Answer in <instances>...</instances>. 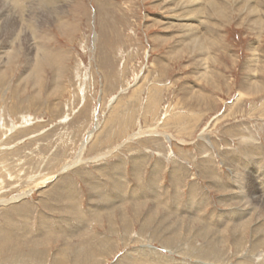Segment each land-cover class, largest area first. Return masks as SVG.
<instances>
[{"label":"rangeland","instance_id":"1","mask_svg":"<svg viewBox=\"0 0 264 264\" xmlns=\"http://www.w3.org/2000/svg\"><path fill=\"white\" fill-rule=\"evenodd\" d=\"M174 1L0 0V264H264V27Z\"/></svg>","mask_w":264,"mask_h":264},{"label":"bare ground","instance_id":"2","mask_svg":"<svg viewBox=\"0 0 264 264\" xmlns=\"http://www.w3.org/2000/svg\"><path fill=\"white\" fill-rule=\"evenodd\" d=\"M7 1V0H6ZM168 1V0H166ZM173 1V0H171ZM163 2V1H162ZM174 2H178V0L174 1ZM172 2V3H174ZM263 2L264 0H183V4H181L180 6H182V8H186V13H191L193 12V10H197V11H201L202 9H205V13L208 12V17L207 18H210L211 16L214 17L215 20H220L221 22L222 21H225L227 19V17L229 16V14L231 12H234V11H238V12H244L243 13V18H241L242 20L243 19H247L248 22L252 23V24H257L259 26H263L264 27V20H262V17L264 15V10L262 11L261 9L264 8V5H263ZM11 3V1H10ZM9 3V4H10ZM15 3H18L15 2ZM165 3H168V2H165ZM12 4V3H11ZM18 5V4H17ZM158 5V4H157ZM156 5V6H157ZM159 6H161L159 4ZM178 7V6H177ZM188 9V10H187ZM183 10V9H182ZM59 12V11H58ZM201 13V12H200ZM195 14V13H194ZM193 14V15H194ZM239 14V13H238ZM196 15V14H195ZM173 16V15H172ZM192 16V15H191ZM191 16L189 18H191ZM210 16V17H209ZM196 17V16H195ZM194 17V19H195ZM245 17V18H244ZM198 18V16H197ZM171 19V18H170ZM173 19V18H172ZM171 19V20H172ZM187 19V18H186ZM193 18H191L192 20ZM175 20V19H174ZM173 20V21H174ZM183 20V19H182ZM241 20V22H242ZM177 21V20H176ZM200 21V18L196 19V23H192V21H190L185 27L187 28V31H186V36L185 38L188 40L189 42V52L190 53H193L195 51H197L198 53H200V51H204V49H208L207 46H208V42L210 41V39L212 38H208V37H205L208 33L210 34V28H205L203 27L201 30L198 29L197 25L199 24L198 22ZM202 21V20H201ZM205 21V20H204ZM160 22V21H159ZM178 22V21H177ZM176 22V23H177ZM181 22V21H179ZM185 22H188L187 20ZM195 22V20H194ZM163 23V22H162ZM173 23V22H172ZM220 23V22H219ZM218 23V24H219ZM158 24V23H157ZM164 24V23H163ZM167 24V23H166ZM208 24V23H207ZM211 24V23H209ZM222 24V23H221ZM224 24V23H223ZM222 24V25H223ZM242 24V23H241ZM168 25V24H167ZM170 25V23H169ZM174 25V24H173ZM176 26V25H175ZM209 26V25H208ZM249 26V25H248ZM169 27V26H167ZM214 27V26H213ZM254 27V26H253ZM174 28V27H173ZM200 28V27H199ZM218 28V27H217ZM251 28H252V25H251ZM216 29V28H215ZM222 29V28H220ZM253 29V28H252ZM259 29V28H258ZM20 30V29H19ZM260 30V29H259ZM262 31V30H261ZM184 32V31H183ZM201 32L203 33V36H201ZM258 32V31H257ZM212 33V32H211ZM218 33V32H217ZM25 36V35H24ZM209 36V35H207ZM216 37V36H215ZM208 41V42H207ZM27 45V44H26ZM187 46V45H185ZM23 47V46H22ZM31 47V46H30ZM33 47V46H32ZM256 47V46H255ZM258 48V47H257ZM254 49V48H252ZM256 51V50H255ZM255 51H253V55H252V58L250 59L252 61V64L254 63V68H255V61H256V57H255ZM187 52V50H186ZM258 52V51H257ZM189 53V54H190ZM38 54V53H37ZM31 56V55H30ZM33 56V54H32ZM36 57V56H35ZM205 57V56H204ZM6 60V59H4ZM35 61V60H34ZM204 61V59H203ZM258 61V59H257ZM31 62V61H30ZM249 64H251L250 62H248ZM257 63V62H256ZM204 64V63H203ZM246 64V63H245ZM251 64V65H252ZM38 65L36 64V67ZM257 66V65H256ZM161 67V66H160ZM162 69V68H161ZM35 70H38L35 68ZM255 70V69H254ZM31 72V71H30ZM39 73V72H38ZM25 75V74H24ZM31 75V74H30ZM26 76V75H25ZM29 76V75H28ZM33 76V75H32ZM31 76V77H32ZM22 78V77H21ZM257 78V77H256ZM24 79V78H23ZM252 79V78H251ZM27 80V79H26ZM34 80V79H33ZM32 81V80H31ZM40 79L38 78V83H36V85L40 86ZM250 84V82H249ZM35 85V84H34ZM251 85V84H250ZM249 85V86H250ZM140 86L137 85L134 87V90L135 89H138ZM252 86H253V83H252ZM251 86V87H252ZM256 86V85H255ZM255 88V87H254ZM257 88V87H256ZM142 89V88H141ZM248 89H250L248 87ZM263 89V88H262ZM255 94V93H254ZM241 95V93L239 94ZM246 95V94H245ZM244 96V95H243ZM262 96V95H261ZM199 97V96H198ZM261 98V97H260ZM264 101V100H263ZM257 110V109H256ZM263 113V112H262ZM229 132V131H228ZM246 136V135H245ZM246 139V138H245ZM235 141V140H234ZM232 169V168H231ZM264 179V178H263ZM127 184V183H126ZM176 189V188H175ZM241 190V189H240ZM250 191V190H249ZM254 192V191H253ZM258 193V192H257ZM259 195V194H258ZM251 196V195H249ZM263 198V197H262ZM260 202V201H259ZM253 203V202H252ZM256 203V202H255ZM260 204V203H259ZM263 204V203H262ZM258 206V205H257ZM262 207V206H261ZM261 209V208H260ZM255 228V227H254ZM256 229V228H255ZM258 229V228H257ZM256 229V230H257ZM258 232V231H257ZM255 233V232H254ZM261 242V241H260ZM256 250V249H255ZM259 258V257H258Z\"/></svg>","mask_w":264,"mask_h":264}]
</instances>
